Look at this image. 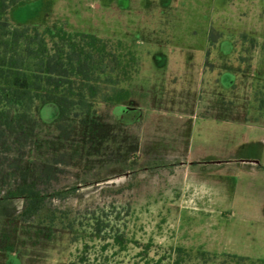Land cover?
Masks as SVG:
<instances>
[{"label": "rangeland", "instance_id": "1", "mask_svg": "<svg viewBox=\"0 0 264 264\" xmlns=\"http://www.w3.org/2000/svg\"><path fill=\"white\" fill-rule=\"evenodd\" d=\"M9 18L137 65L122 103L62 132L46 105L5 135L0 264H264V0H29ZM23 176L46 196L28 222L9 197Z\"/></svg>", "mask_w": 264, "mask_h": 264}, {"label": "trees", "instance_id": "2", "mask_svg": "<svg viewBox=\"0 0 264 264\" xmlns=\"http://www.w3.org/2000/svg\"><path fill=\"white\" fill-rule=\"evenodd\" d=\"M28 1L0 0L1 144H6L5 135L12 137L17 131L26 134L33 130L34 109L54 105V123L62 132L71 127L70 120L76 112H87L97 103H122L129 94L123 84L131 79L137 65L130 50H120V42L113 46L93 34L67 31L60 23L43 30L13 25L9 12ZM257 109L264 115V94L257 99ZM62 136L66 139L69 134ZM25 180L23 176L9 196L23 198V209L18 214L22 222L36 216L46 200L34 182ZM69 193L55 192L53 196L60 199ZM53 222L52 219L50 226ZM72 226L73 222H69L63 228L71 230ZM114 240L122 243L121 236Z\"/></svg>", "mask_w": 264, "mask_h": 264}]
</instances>
